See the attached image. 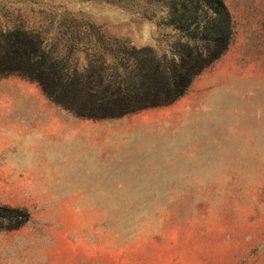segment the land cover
Wrapping results in <instances>:
<instances>
[{
  "label": "rangeland",
  "instance_id": "rangeland-1",
  "mask_svg": "<svg viewBox=\"0 0 264 264\" xmlns=\"http://www.w3.org/2000/svg\"><path fill=\"white\" fill-rule=\"evenodd\" d=\"M224 2L228 46L181 96L100 115L88 90L132 94L135 55L204 49L207 7L0 0V51L29 32L58 72H0V264H264V0Z\"/></svg>",
  "mask_w": 264,
  "mask_h": 264
},
{
  "label": "trees",
  "instance_id": "trees-1",
  "mask_svg": "<svg viewBox=\"0 0 264 264\" xmlns=\"http://www.w3.org/2000/svg\"><path fill=\"white\" fill-rule=\"evenodd\" d=\"M199 5L207 7L210 14L200 27L202 42L205 44L199 52L190 45L182 46L177 61L166 60L162 66L154 57L135 55V66L142 70V77L132 94L114 90L109 96L99 95L100 91L91 90L88 106L100 115H118L151 106L168 104L181 96L191 85L194 77L207 65L223 54L232 35V18L224 0H196ZM199 33V32H198ZM5 50L0 51V60L4 68L14 72H28L41 81L46 78H56V66L48 58L36 59L41 43L36 41L28 32L14 31L9 34ZM129 56V55H128ZM2 72V73H3ZM57 90L64 93L66 84L55 83ZM101 92L100 94H102ZM74 100V99H73Z\"/></svg>",
  "mask_w": 264,
  "mask_h": 264
},
{
  "label": "crops",
  "instance_id": "crops-1",
  "mask_svg": "<svg viewBox=\"0 0 264 264\" xmlns=\"http://www.w3.org/2000/svg\"><path fill=\"white\" fill-rule=\"evenodd\" d=\"M85 262L86 261L85 260H82V258L75 257V258L70 259V260L65 259V260H63V262H60V263L55 262V264H88L87 262L86 263ZM52 264H54V263H52Z\"/></svg>",
  "mask_w": 264,
  "mask_h": 264
}]
</instances>
